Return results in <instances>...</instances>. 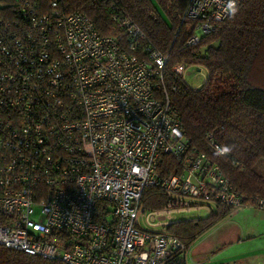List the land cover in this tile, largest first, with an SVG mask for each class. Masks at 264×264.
I'll return each instance as SVG.
<instances>
[{
    "label": "built area",
    "instance_id": "built-area-1",
    "mask_svg": "<svg viewBox=\"0 0 264 264\" xmlns=\"http://www.w3.org/2000/svg\"><path fill=\"white\" fill-rule=\"evenodd\" d=\"M94 1L107 2L124 37L100 35L60 0L48 11L39 0H0V245L66 264L185 263L189 245L166 228L172 214L222 204L231 215L264 209V198L244 200L185 138L164 88L168 53L115 2ZM174 3L191 45L232 0ZM164 156L175 165L167 174ZM149 186L165 192L162 208L142 206Z\"/></svg>",
    "mask_w": 264,
    "mask_h": 264
},
{
    "label": "trees",
    "instance_id": "trees-1",
    "mask_svg": "<svg viewBox=\"0 0 264 264\" xmlns=\"http://www.w3.org/2000/svg\"><path fill=\"white\" fill-rule=\"evenodd\" d=\"M53 0H39V9L48 11ZM173 0H112L127 12L147 35V43L168 53L164 68V88L181 123L185 138L206 153L220 167L244 200L264 198V0H242L213 29L200 35L198 42L186 45L192 33L187 21H180L182 4ZM63 12L83 11L100 35L124 37L111 20L107 2L60 0ZM163 9L167 18L159 12ZM177 62L202 65L207 76L202 85L191 88L177 74ZM233 151L218 157L207 138ZM174 161L162 157L164 174L174 170ZM165 192L145 187L141 195L144 208L154 210L166 204ZM229 208L217 204L204 218L171 221L167 231L190 245L204 231L228 215ZM0 264H66L0 245ZM166 264H183L180 257Z\"/></svg>",
    "mask_w": 264,
    "mask_h": 264
},
{
    "label": "rangeland",
    "instance_id": "rangeland-1",
    "mask_svg": "<svg viewBox=\"0 0 264 264\" xmlns=\"http://www.w3.org/2000/svg\"><path fill=\"white\" fill-rule=\"evenodd\" d=\"M159 12L167 18L159 7ZM201 67L200 71L198 68ZM207 70L191 64L182 74L183 81L197 89L204 82ZM264 166V162H261ZM227 215L204 231L188 247L184 264H264V209L255 210L259 215L240 212ZM245 211V210H244ZM207 208L200 207L171 215L174 220L204 218ZM140 223L146 226L144 221ZM254 234V235H253Z\"/></svg>",
    "mask_w": 264,
    "mask_h": 264
},
{
    "label": "clouds",
    "instance_id": "clouds-1",
    "mask_svg": "<svg viewBox=\"0 0 264 264\" xmlns=\"http://www.w3.org/2000/svg\"><path fill=\"white\" fill-rule=\"evenodd\" d=\"M230 10L232 15H235L239 9L235 5V0H232V3L230 4ZM234 146L225 145L216 150L215 155L218 157L226 156L230 154L233 151Z\"/></svg>",
    "mask_w": 264,
    "mask_h": 264
},
{
    "label": "crops",
    "instance_id": "crops-1",
    "mask_svg": "<svg viewBox=\"0 0 264 264\" xmlns=\"http://www.w3.org/2000/svg\"><path fill=\"white\" fill-rule=\"evenodd\" d=\"M215 208H216V206H213L210 210L207 209L208 214L210 213V211L215 210ZM244 210H245V211H244ZM244 210H243V211H240V212H246V213L249 212V213L253 214L254 216L259 215V214H258L259 211L256 212L255 210H250V209H244ZM181 212H184V211H181ZM235 213H237V212H235ZM235 213H232V214H235ZM208 214H207V215H208ZM226 216H227V215H226ZM226 216H225V217H226ZM225 217H224V218H225ZM261 218H264V215L261 214ZM196 219H198V218H196ZM222 219H223V218H222ZM141 220H142V219H141ZM172 220H173V219H172ZM180 220H185V219H180ZM186 220H189V219H186ZM142 221H143V220H142ZM174 221H177V220H174ZM253 235H254V234H253ZM183 264H184V263H183ZM196 264H197V262H196Z\"/></svg>",
    "mask_w": 264,
    "mask_h": 264
}]
</instances>
